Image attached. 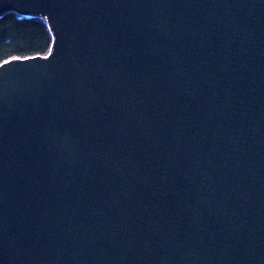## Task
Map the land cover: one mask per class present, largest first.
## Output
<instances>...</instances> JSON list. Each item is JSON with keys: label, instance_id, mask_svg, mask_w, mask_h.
<instances>
[{"label": "water", "instance_id": "water-1", "mask_svg": "<svg viewBox=\"0 0 264 264\" xmlns=\"http://www.w3.org/2000/svg\"><path fill=\"white\" fill-rule=\"evenodd\" d=\"M45 56L0 65V264H264V0H0Z\"/></svg>", "mask_w": 264, "mask_h": 264}, {"label": "trees", "instance_id": "trees-1", "mask_svg": "<svg viewBox=\"0 0 264 264\" xmlns=\"http://www.w3.org/2000/svg\"><path fill=\"white\" fill-rule=\"evenodd\" d=\"M53 38L44 20L9 12L0 17V65L10 59L45 56Z\"/></svg>", "mask_w": 264, "mask_h": 264}]
</instances>
